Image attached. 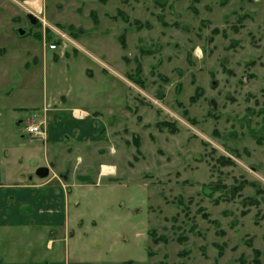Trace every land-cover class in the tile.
<instances>
[{
  "label": "rangeland",
  "instance_id": "obj_1",
  "mask_svg": "<svg viewBox=\"0 0 264 264\" xmlns=\"http://www.w3.org/2000/svg\"><path fill=\"white\" fill-rule=\"evenodd\" d=\"M42 10L14 31L0 17V92L16 87L6 106L30 108L11 124L14 144L31 149L29 113L49 94L66 114L94 109L112 164L102 184L92 166L76 239L55 253L68 264H264V0H45ZM51 43L60 55L42 54Z\"/></svg>",
  "mask_w": 264,
  "mask_h": 264
},
{
  "label": "crops",
  "instance_id": "obj_2",
  "mask_svg": "<svg viewBox=\"0 0 264 264\" xmlns=\"http://www.w3.org/2000/svg\"><path fill=\"white\" fill-rule=\"evenodd\" d=\"M13 2L19 5V9ZM44 4L45 0H4L0 17L8 14L14 23L7 26V30L14 31L23 15L31 21V15L43 12ZM20 35H25L23 29ZM46 46L42 52L44 56L60 55L59 49L52 51ZM14 90L19 89L10 85L3 93L0 92V264H68L69 253L66 251L63 255L59 250L55 253V244L69 242L70 246L76 239L71 235V229L76 227L78 220L75 210L81 194L92 188L88 178L92 166L98 162V168L101 167L96 174L97 184L110 181L103 177L101 171L102 167L112 166L105 162L99 149L103 142V123L95 116L89 117L94 109L88 112V109L77 108L76 116L66 114L54 107L52 96L45 95L40 102L43 106H33L40 109L39 112L29 113L33 118L28 119L23 138L28 139L32 146L22 154L26 145L20 144L19 147L14 144L16 135L10 132V128L14 121L21 120V114L27 113L21 111L30 108L28 105L6 106V100L14 97ZM42 123L44 135L31 141L28 127ZM42 148L43 156L40 155ZM12 149L18 156H11L9 152ZM32 163L34 166L31 168ZM22 164L24 168L17 172ZM41 168L49 169L47 177L37 174ZM6 241H11V245L1 248Z\"/></svg>",
  "mask_w": 264,
  "mask_h": 264
},
{
  "label": "trees",
  "instance_id": "obj_3",
  "mask_svg": "<svg viewBox=\"0 0 264 264\" xmlns=\"http://www.w3.org/2000/svg\"><path fill=\"white\" fill-rule=\"evenodd\" d=\"M123 46L125 47L124 41H123ZM129 108H130V110H132V113L134 115H137V109H135V108L132 109L131 107H128V109ZM158 126H160L162 128H167L172 133H176L178 131V128H177L176 124L175 123H172V122L163 121V122L159 123ZM39 172H40V174H44L46 172V170L45 169H42V170H39ZM203 216H204L205 219H208L209 218V216L207 214H204ZM152 235H154V233ZM154 242L156 244L159 243V242L166 243L167 242V239L164 238V237H160V238L156 239L154 237ZM128 264H131V263H128Z\"/></svg>",
  "mask_w": 264,
  "mask_h": 264
},
{
  "label": "built area",
  "instance_id": "obj_4",
  "mask_svg": "<svg viewBox=\"0 0 264 264\" xmlns=\"http://www.w3.org/2000/svg\"><path fill=\"white\" fill-rule=\"evenodd\" d=\"M45 23V21H44ZM60 34V33H59ZM58 43H51L49 44V49L52 51H56L58 50L59 46ZM43 126L44 124H40V125H30L27 129L28 134L30 135V139L31 141H34L40 137H42L44 135V130H43Z\"/></svg>",
  "mask_w": 264,
  "mask_h": 264
},
{
  "label": "water",
  "instance_id": "obj_5",
  "mask_svg": "<svg viewBox=\"0 0 264 264\" xmlns=\"http://www.w3.org/2000/svg\"><path fill=\"white\" fill-rule=\"evenodd\" d=\"M34 22H36V19L33 17V16H30ZM42 169H45L46 172L44 174H40L39 170H42ZM38 170V173L39 175H41L43 178L47 177L49 175V169L48 168H41Z\"/></svg>",
  "mask_w": 264,
  "mask_h": 264
},
{
  "label": "flooded vegetation",
  "instance_id": "obj_6",
  "mask_svg": "<svg viewBox=\"0 0 264 264\" xmlns=\"http://www.w3.org/2000/svg\"><path fill=\"white\" fill-rule=\"evenodd\" d=\"M255 1H258V0H255ZM31 18V17H30ZM31 23L32 24H38V21L37 22H34L33 19L31 18Z\"/></svg>",
  "mask_w": 264,
  "mask_h": 264
}]
</instances>
